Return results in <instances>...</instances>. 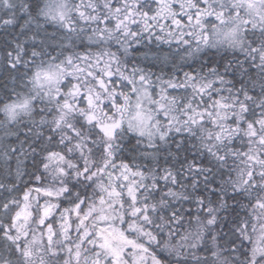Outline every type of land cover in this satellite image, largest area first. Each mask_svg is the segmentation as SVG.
Wrapping results in <instances>:
<instances>
[{"label": "snow or ice", "instance_id": "6c2138e0", "mask_svg": "<svg viewBox=\"0 0 264 264\" xmlns=\"http://www.w3.org/2000/svg\"><path fill=\"white\" fill-rule=\"evenodd\" d=\"M0 264H264V0H0Z\"/></svg>", "mask_w": 264, "mask_h": 264}]
</instances>
